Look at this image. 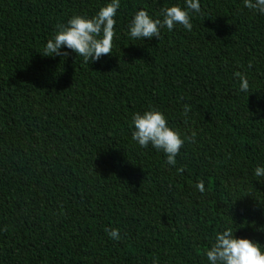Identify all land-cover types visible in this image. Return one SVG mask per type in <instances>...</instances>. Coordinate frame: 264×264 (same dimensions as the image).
Instances as JSON below:
<instances>
[{
  "label": "trees",
  "instance_id": "1",
  "mask_svg": "<svg viewBox=\"0 0 264 264\" xmlns=\"http://www.w3.org/2000/svg\"><path fill=\"white\" fill-rule=\"evenodd\" d=\"M110 2L0 0V264H209L226 227L264 252V14L200 0L191 31L133 39L137 11L186 0H120L111 55L43 56L58 24ZM149 108L196 134L175 166L131 138Z\"/></svg>",
  "mask_w": 264,
  "mask_h": 264
},
{
  "label": "clouds",
  "instance_id": "2",
  "mask_svg": "<svg viewBox=\"0 0 264 264\" xmlns=\"http://www.w3.org/2000/svg\"><path fill=\"white\" fill-rule=\"evenodd\" d=\"M244 6L250 10L264 14V0H243ZM120 0H111L106 6L101 7L98 13L91 18L73 15L67 24H58L53 38L49 39L44 48L43 56H68V52H61L62 48L70 49L83 57V62H97L103 56L111 55L112 42L115 36V15L120 8ZM200 13V0H186V8L180 6L165 7L160 15L163 19H153L147 11H137L128 26V34L133 39L153 37L159 40L160 29L166 27L169 31L176 25L191 31L192 23L190 13ZM234 76L240 80V90L248 92L249 83L247 77L235 72ZM191 111L188 104L183 107L185 117ZM134 131L131 138L142 148L151 145L166 156V163L175 166L176 157L185 141L195 142V133L191 137H181V134L169 127L168 122L160 111L149 108L142 114L137 112L132 116ZM181 167L177 172L182 173ZM256 176H264V167L255 168ZM197 190L205 192L204 181L196 184ZM110 239L119 241L121 239L119 229H106ZM209 264H264V252L260 245L249 239L235 238L231 227L216 233L214 243L205 253Z\"/></svg>",
  "mask_w": 264,
  "mask_h": 264
}]
</instances>
